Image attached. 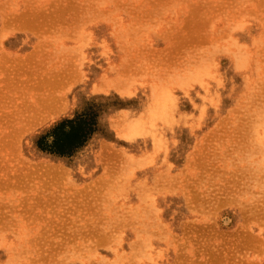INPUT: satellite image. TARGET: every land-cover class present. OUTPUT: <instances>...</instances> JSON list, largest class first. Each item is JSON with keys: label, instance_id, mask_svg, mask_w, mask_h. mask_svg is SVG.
<instances>
[{"label": "rangeland", "instance_id": "rangeland-1", "mask_svg": "<svg viewBox=\"0 0 264 264\" xmlns=\"http://www.w3.org/2000/svg\"><path fill=\"white\" fill-rule=\"evenodd\" d=\"M0 264H264V0H0Z\"/></svg>", "mask_w": 264, "mask_h": 264}, {"label": "trees", "instance_id": "trees-1", "mask_svg": "<svg viewBox=\"0 0 264 264\" xmlns=\"http://www.w3.org/2000/svg\"><path fill=\"white\" fill-rule=\"evenodd\" d=\"M92 118L81 115L75 121L66 120L58 124L48 134L42 136L37 145L43 152L61 157L70 156L94 134Z\"/></svg>", "mask_w": 264, "mask_h": 264}, {"label": "bare ground", "instance_id": "bare-ground-1", "mask_svg": "<svg viewBox=\"0 0 264 264\" xmlns=\"http://www.w3.org/2000/svg\"><path fill=\"white\" fill-rule=\"evenodd\" d=\"M263 145V144H262Z\"/></svg>", "mask_w": 264, "mask_h": 264}]
</instances>
